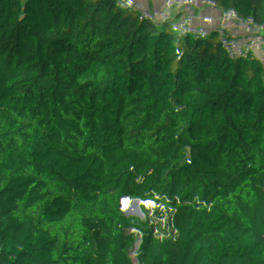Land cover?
<instances>
[{
  "label": "trees",
  "instance_id": "16d2710c",
  "mask_svg": "<svg viewBox=\"0 0 264 264\" xmlns=\"http://www.w3.org/2000/svg\"><path fill=\"white\" fill-rule=\"evenodd\" d=\"M139 42L160 124L221 156L216 182L67 122L125 117ZM60 61L72 81L41 73ZM263 111L264 0H0V264H264Z\"/></svg>",
  "mask_w": 264,
  "mask_h": 264
},
{
  "label": "built area",
  "instance_id": "2783aa9c",
  "mask_svg": "<svg viewBox=\"0 0 264 264\" xmlns=\"http://www.w3.org/2000/svg\"><path fill=\"white\" fill-rule=\"evenodd\" d=\"M143 47L144 43L139 42L134 53L135 98L133 106L126 112L124 118L110 117L106 106L101 105L88 115L68 118L67 122L74 124L80 137L94 139L98 150H109L113 153L127 152L136 165L165 167L174 160L181 177L191 188L216 182L227 170L215 165L221 156L216 155L209 145L200 147L193 138L178 139L174 155L162 156L153 153L152 146L155 139L160 136L174 138L176 135L171 128L160 124L164 112L150 97L156 88L151 81V72L144 68ZM5 59L17 64L29 63L23 46L19 49H11ZM41 73L52 74L60 83L72 81L64 61L48 64ZM259 116H264V111ZM90 119L98 122L108 121L115 125L119 130V136L109 137L95 130L90 124ZM263 134L264 124L257 130L254 137L259 140ZM192 155L200 159L198 164L189 161Z\"/></svg>",
  "mask_w": 264,
  "mask_h": 264
},
{
  "label": "crops",
  "instance_id": "0c3cea01",
  "mask_svg": "<svg viewBox=\"0 0 264 264\" xmlns=\"http://www.w3.org/2000/svg\"><path fill=\"white\" fill-rule=\"evenodd\" d=\"M91 126L97 130L103 133L106 136L109 137H118L119 136V130L118 128L109 123L108 121L104 122H98L94 119H90ZM178 139L177 138H171L167 136H160L159 138L155 139L153 141L152 151L155 154H159L162 156H172L175 154L174 150L177 147ZM190 162L194 164H198L200 162V159L192 155L189 159ZM220 185L222 186V181H218Z\"/></svg>",
  "mask_w": 264,
  "mask_h": 264
},
{
  "label": "rangeland",
  "instance_id": "374dc122",
  "mask_svg": "<svg viewBox=\"0 0 264 264\" xmlns=\"http://www.w3.org/2000/svg\"><path fill=\"white\" fill-rule=\"evenodd\" d=\"M33 21H34V20H33L31 17H29L28 20H27V21H26L21 27L24 28V29H29V28H28V23H32ZM33 23H36V22H33ZM44 23H45V24L42 25V27H44L45 25H47L46 22H44ZM221 181H222V183H223L222 186L220 185L221 189H223V190H221V191L226 192V191L228 190V187L226 186V182H227V180H226V178H224V179H221Z\"/></svg>",
  "mask_w": 264,
  "mask_h": 264
}]
</instances>
